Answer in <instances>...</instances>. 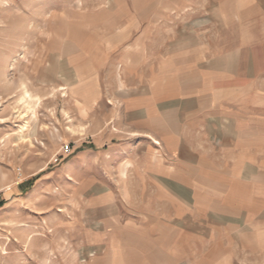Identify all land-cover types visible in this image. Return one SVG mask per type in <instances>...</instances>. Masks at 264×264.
<instances>
[{"label":"rangeland","instance_id":"obj_1","mask_svg":"<svg viewBox=\"0 0 264 264\" xmlns=\"http://www.w3.org/2000/svg\"><path fill=\"white\" fill-rule=\"evenodd\" d=\"M203 51L261 119L264 0H0V264H264V211L154 189L134 133L141 82Z\"/></svg>","mask_w":264,"mask_h":264},{"label":"crops","instance_id":"obj_2","mask_svg":"<svg viewBox=\"0 0 264 264\" xmlns=\"http://www.w3.org/2000/svg\"><path fill=\"white\" fill-rule=\"evenodd\" d=\"M204 56L198 53L196 68L166 62L147 85L140 81L144 92L129 109L134 133L145 141L146 165L162 181L154 189L174 191L172 199L190 196L214 219L247 217L264 211V113L256 119L238 102L236 70L206 68Z\"/></svg>","mask_w":264,"mask_h":264},{"label":"bare ground","instance_id":"obj_3","mask_svg":"<svg viewBox=\"0 0 264 264\" xmlns=\"http://www.w3.org/2000/svg\"><path fill=\"white\" fill-rule=\"evenodd\" d=\"M22 103H24V104H27L28 105V103L27 102H25V98H22Z\"/></svg>","mask_w":264,"mask_h":264}]
</instances>
